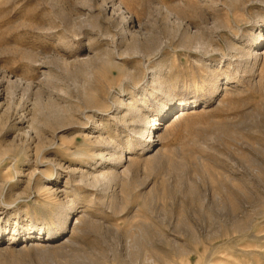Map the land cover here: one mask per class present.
<instances>
[{
	"label": "rangeland",
	"instance_id": "1",
	"mask_svg": "<svg viewBox=\"0 0 264 264\" xmlns=\"http://www.w3.org/2000/svg\"><path fill=\"white\" fill-rule=\"evenodd\" d=\"M260 1L0 0V264H264Z\"/></svg>",
	"mask_w": 264,
	"mask_h": 264
},
{
	"label": "bare ground",
	"instance_id": "2",
	"mask_svg": "<svg viewBox=\"0 0 264 264\" xmlns=\"http://www.w3.org/2000/svg\"><path fill=\"white\" fill-rule=\"evenodd\" d=\"M260 2H262V3L264 4V0H261ZM261 36H262V35H261ZM192 38H193V37H192ZM193 39H194V38H193ZM193 39H192L191 41H194V42H195V40L198 41L196 38H195L194 40H193ZM199 40H200V42H201V38H199ZM194 42H193V46L196 45V43H194ZM258 43H260V42H258ZM187 45H188V44H187ZM198 45L201 46V45H203V44H202V43L200 44V43L198 42V44H197L195 47H197ZM148 47H149V46H148ZM150 47H151V46H150ZM195 47H194V48H195ZM201 47H202V46H201ZM200 49H201V48H200ZM192 50H194V49H192ZM198 50H199V49H198ZM202 50H203V49H202ZM194 51H196V49H195ZM138 52H141V51H140L139 49H137V48H135L134 51H133V53H136V54H137ZM156 52H157V50H156ZM131 53H132V52H131ZM122 54L124 55L125 53L123 52ZM152 54H153V53H152ZM260 54H261V53H260ZM262 54H263V53H262ZM148 55H150V54H148ZM153 55H154V54H153ZM250 55H251V54H250ZM253 55L257 58V56H258L259 54H257V52H254ZM253 55H252V56H253ZM146 56H147V53H146ZM248 59H249V58H248ZM179 113H180V115H184V114H183V113H184L183 111H180ZM122 159H123V157L120 158V163L122 162Z\"/></svg>",
	"mask_w": 264,
	"mask_h": 264
}]
</instances>
